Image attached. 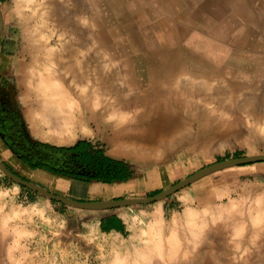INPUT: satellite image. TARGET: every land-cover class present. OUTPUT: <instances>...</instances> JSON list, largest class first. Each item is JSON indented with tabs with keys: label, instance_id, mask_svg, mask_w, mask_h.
Masks as SVG:
<instances>
[{
	"label": "rangeland",
	"instance_id": "obj_1",
	"mask_svg": "<svg viewBox=\"0 0 264 264\" xmlns=\"http://www.w3.org/2000/svg\"><path fill=\"white\" fill-rule=\"evenodd\" d=\"M59 2L61 0H32V6H27L16 4V0H0L3 22L0 119L9 120L24 141L16 150L17 156L0 139V162L8 170L30 182L35 179L37 183H32L49 192L70 198L72 183L87 187L101 182L79 181L38 168L63 178L61 182L42 179L34 173L27 175L21 162L28 166L44 165L53 171L79 172L73 164L74 154L52 147H70L85 140L93 150L121 162L130 174L122 182L101 183L129 184L126 197L91 200L93 195L87 191L73 199L94 203L149 197L217 163L264 156V48L259 44L264 41L257 33L249 31V0H77L76 14L67 13L69 9L48 8ZM38 4L47 8L49 15L45 20L42 16L41 19L28 16L33 7L40 9ZM97 5L101 7L99 10ZM58 12L64 15H57ZM64 17H67L65 22L61 20ZM30 24L33 29L42 30L47 44L58 52L52 56L53 64L59 53L64 59H70L69 52L74 47L78 51L74 57L72 54L70 64L78 56L80 60L81 51L86 53L84 58L88 60L80 65L77 73L62 72L60 66L55 65L67 89L83 88L90 94L93 88H99L98 95L91 97L97 103L90 106L92 111L101 113L108 102L118 109L120 94L141 95L152 87V94L166 101L174 113L166 121H157L153 135L135 136L131 141L114 137L117 128L122 127L115 122V117L92 120L84 117L77 126L68 123L65 133L55 134L62 137L60 140L48 138L47 132L51 133L52 126H37L38 121L33 122V100L22 88L34 79L24 73L25 69V72L40 70L43 62L42 56L37 61L29 57L30 48L24 37L28 33L24 28ZM254 39L258 40L257 47H252ZM80 42L84 43L83 48ZM101 67L107 79L102 82L97 79V70ZM160 80L165 83L159 86L154 83ZM104 85H108V89L114 87L118 95L112 90L102 91ZM128 110L130 116L135 110V116L145 112L150 117L142 120V125L155 124L154 119L160 117L144 108ZM86 112L89 111L84 110ZM72 130H76L72 138L64 140ZM130 146L140 149L129 152ZM0 179L6 187L15 188L14 196L22 204L38 202L42 206L43 201H48L60 214L74 213L85 220L118 210L153 209L158 204L163 205V215L168 220L172 215L182 219L186 212L182 202H186V206L200 213L201 220L210 222L194 226V232L215 226L222 229V248L230 254L210 256L206 259L208 263L264 264L262 160L215 169L159 202L99 210L77 209L50 200L7 179L1 171ZM46 210L49 216L50 211ZM231 227L234 228L230 237ZM198 238L195 233L192 241ZM85 243L86 240H79L82 248L78 249V264H107V257L100 255L103 239L96 238L90 245ZM62 263L69 264L67 255H63Z\"/></svg>",
	"mask_w": 264,
	"mask_h": 264
},
{
	"label": "crops",
	"instance_id": "obj_2",
	"mask_svg": "<svg viewBox=\"0 0 264 264\" xmlns=\"http://www.w3.org/2000/svg\"><path fill=\"white\" fill-rule=\"evenodd\" d=\"M59 3L53 5L57 8L69 9L67 13H77V0L64 2L61 0ZM96 8L99 10L101 7L97 5ZM249 15L251 16L249 31L257 33L259 39L264 41V0H249ZM252 42V47H257L258 40L254 39ZM259 42L264 48L262 41ZM21 168L27 175L34 173L42 179L52 178L57 182L63 180L41 169H31L23 162ZM32 182L37 183L35 179ZM70 182L68 181V184ZM71 185L72 189L68 197L72 199H75L76 195L86 194L87 191L93 195L91 200L126 197V191L129 189V184L124 186L93 182L85 187L81 183L74 182ZM14 190V187L11 189L6 187L4 181L0 179V264H63V255L69 257V264H78V249L82 248L79 240L84 239L85 244L90 245L96 238L105 241L101 245L100 255L107 257L105 259L107 264H211L207 261L208 257L230 254L222 248L221 227H209L205 228L204 232H194V226L210 222L205 219L197 222L198 225L191 224L185 215L188 210L195 209L186 206V202L181 201L186 209L182 219L172 215L168 220L163 215V205L158 204L153 209L151 207L118 210L85 220L74 213L60 214L48 201H43L42 206L38 202L22 204L15 198ZM46 208L50 211L49 216L46 214ZM110 215L116 216L124 232L101 231V219ZM233 228H230V237L233 235ZM195 233L199 238L192 241ZM199 256L203 258L198 260Z\"/></svg>",
	"mask_w": 264,
	"mask_h": 264
},
{
	"label": "bare ground",
	"instance_id": "obj_3",
	"mask_svg": "<svg viewBox=\"0 0 264 264\" xmlns=\"http://www.w3.org/2000/svg\"><path fill=\"white\" fill-rule=\"evenodd\" d=\"M31 2H32V0H16V4L20 3V5H24V4L27 5V4H30ZM27 6H29V5H27ZM38 6H40V5L38 4ZM50 8H51V10H56V7H54V6H51ZM23 15H24V13H23ZM47 15H49V13L47 12V8H43L41 6H40V9L39 8L35 9L33 7L31 9V13L28 14L29 17H33V18H35V17L38 18V16H39V18L41 19L40 16H42L44 20L46 19ZM57 15H64V14H63V12L62 13L58 12ZM67 17H69V16H67ZM67 17L66 18L64 17L62 19L60 18V19L65 22V20H67ZM68 21H69V19H68ZM80 21L82 22V20H80ZM29 22H30V20L28 21V23ZM24 29H26L24 32L28 33V34H25L26 36H24V37L26 39V43L28 44V47L30 48L29 57L32 60L37 61L38 58H40L42 56L43 62L40 61L41 62L40 63V70H37L35 68L37 71H34V70L29 71L28 70L27 72H25L26 69L24 71V68H23L24 73L29 75V77L31 79H33V78L34 79H33L32 83H30V81H29V83L26 81L29 85L26 83V85H24L22 88H23V90H25L26 96L32 98V100H33V106L35 107L34 112H33L34 115L32 117L33 122L38 121L37 126H48V127L52 126L51 127V129H52L51 133H50V130L47 132V136H49L48 138H51L54 141L60 140L59 138H62V137L61 136L57 137L55 134L65 133V131H64L65 126L68 123H71V124L75 123V125L77 126L78 121L82 122L84 117H87V119H89V120L90 119L92 120L94 118H100V117L101 118L115 117L114 118L115 122H117V124L118 123L121 124L122 127L117 128V130L114 133V137L115 136L120 137V139H122V141H124V140L125 141H127V140L131 141L132 138H134L135 136L136 137H138V136L149 137L150 135H153V133H154L153 127L156 126L157 121H159V123H161L160 121H166L167 119H169V116L174 113L172 107L168 108L169 106H168L166 101H164L159 96H155L154 93L152 94V90H151L152 87L147 88V90L144 93H141V95L137 94L136 96L126 97L125 94L119 93L121 95V97L119 98V100H117V102L120 103V107H118V109L112 108L115 106V104H113V103L110 104L108 102L106 108L103 111H101V113L92 111V108L90 106L94 107V104L97 105V103L93 102V100H92L93 98L91 99V97L93 95L94 96L98 95V93H96V92L99 88H93L91 90L90 94L87 93L86 89H83V88H80L79 91H77V88H74V90L73 89H67V87H65L63 84V80H62L63 77L61 75L57 74L58 68L55 65V64H57L58 66H60V68L63 70L62 72L71 71L73 73L74 72L77 73L80 71L79 70L80 65H82L83 63L85 64L88 60V59L85 60V58H84L86 53L81 51L82 56H81L80 60H79V56H78V59L73 58L74 62L72 64H70L72 61V60L70 61V59H72L71 58L72 54H73L72 57H74L78 51L77 50L78 48L74 47L75 49H73V51L71 49V52H69L70 59L69 58L64 59L62 57L61 53H59V58H55L56 63L53 64L52 63V58H53L52 56H54L58 52L56 50H54V48L52 46H49L47 44V42H46L47 40L44 39L45 35H44V33H42V30L37 29V28L33 29L31 24L27 25V27ZM63 43H65V42H63ZM72 45L74 46V44H72ZM83 45H84V43L82 44L81 48H83ZM90 46L91 45H88L89 48H90ZM69 49L70 48L68 47V50ZM79 51H80V49H79ZM88 56H89V54H88ZM64 61H66V62L68 61L69 63L64 64ZM50 63H52V64H50ZM21 65H22V63H21ZM103 72H104L103 67H101V69L97 70V79L100 80L101 82L104 79H106L103 76ZM131 79L133 80V78H131ZM154 83H158L157 85L159 86V85H163L162 83H165V82L160 80V81H156ZM104 87L106 89L102 87V91L107 92V91L112 90V91L116 92V90L113 89L114 87L111 89L107 88L108 85L107 86L104 85ZM111 87H112V85H111ZM153 88H155V87H153ZM116 94L118 95L117 92H116ZM128 94H129V92H128ZM132 108L136 109V110H138V108L148 109L152 112H155V114H158L160 117H157L154 119L153 123H155V124L148 123L147 125H145V124L142 125L141 123L144 122L142 120H146L147 117H149V116L147 114H145V112L143 114H139V115L135 116L136 115L135 110H134L133 115L130 116L127 112L129 111L128 109H132ZM84 110H88L89 112L84 113ZM86 114H88V115H86ZM263 128H264V126H263ZM74 131H76V130H72L71 132L69 131L68 132L69 137L64 138V140H67V141L70 140L72 138V135H74V133H75ZM183 133H184V131H183ZM138 148H139L138 146H134V147L130 146L129 152L130 151H137ZM0 151H2L1 147H0ZM185 216H187V218L189 219V222L193 225H198L197 222H202L200 219L201 215L198 211L188 210ZM154 221H155V219H154ZM186 221H187V219H186ZM163 233H165V232H163ZM109 244H111V242ZM111 251H112V247H111ZM118 252H120V250ZM52 253H53V251H52ZM126 253H128V252H126ZM129 254H130V252H129ZM119 256H121V255H119ZM103 258H105V257H103ZM127 260L129 261V259H127ZM112 261H114V260H112Z\"/></svg>",
	"mask_w": 264,
	"mask_h": 264
},
{
	"label": "trees",
	"instance_id": "obj_4",
	"mask_svg": "<svg viewBox=\"0 0 264 264\" xmlns=\"http://www.w3.org/2000/svg\"><path fill=\"white\" fill-rule=\"evenodd\" d=\"M54 150L64 151L74 154V166L78 167L79 172L68 173L53 171L44 165H32L31 169L42 168L54 172L58 175L69 176L79 181L89 182L97 181L101 183L122 182L130 177L125 166L119 162L105 157L101 151H95L89 142L79 140L70 147H52ZM159 192H154L155 195ZM100 229L102 232H109L111 230H122L120 221L115 215H110L101 219Z\"/></svg>",
	"mask_w": 264,
	"mask_h": 264
},
{
	"label": "water",
	"instance_id": "obj_5",
	"mask_svg": "<svg viewBox=\"0 0 264 264\" xmlns=\"http://www.w3.org/2000/svg\"><path fill=\"white\" fill-rule=\"evenodd\" d=\"M2 18H1V11H0V34L2 30ZM264 161V156L259 157H249V158H243V159H236L226 162L217 163L213 166L201 169L190 176L186 177L185 179L175 183L174 185L170 186L167 189H164L160 191L159 193L149 196V197H136V198H121V199H115L108 202H94V203H84L81 201L73 200L70 198H66L57 194H54L52 192H49L46 189H43L34 183L25 180L10 170H8L1 162H0V171L1 173L9 180L17 183L18 185H21L27 189H30L39 195L48 198L50 200H54L56 202L77 208V209H83V210H99V209H108V208H120V207H135L138 205H148L155 202H159L164 200L165 198L175 194L176 192L182 190L183 188L191 185L192 183L198 181L205 175H207L209 172L222 168L224 166H232L237 165L241 163H248L252 161Z\"/></svg>",
	"mask_w": 264,
	"mask_h": 264
},
{
	"label": "flooded vegetation",
	"instance_id": "obj_6",
	"mask_svg": "<svg viewBox=\"0 0 264 264\" xmlns=\"http://www.w3.org/2000/svg\"><path fill=\"white\" fill-rule=\"evenodd\" d=\"M21 135L22 134L9 120L6 121L4 118L0 119V139L2 144L6 148L12 150L17 156V148L22 147L21 145L24 143Z\"/></svg>",
	"mask_w": 264,
	"mask_h": 264
}]
</instances>
